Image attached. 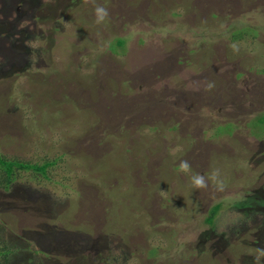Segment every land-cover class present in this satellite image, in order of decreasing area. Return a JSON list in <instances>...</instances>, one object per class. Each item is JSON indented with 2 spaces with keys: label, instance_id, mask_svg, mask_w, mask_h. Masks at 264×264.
<instances>
[{
  "label": "rangeland",
  "instance_id": "1",
  "mask_svg": "<svg viewBox=\"0 0 264 264\" xmlns=\"http://www.w3.org/2000/svg\"><path fill=\"white\" fill-rule=\"evenodd\" d=\"M95 4L0 0V264H257L264 0Z\"/></svg>",
  "mask_w": 264,
  "mask_h": 264
},
{
  "label": "clouds",
  "instance_id": "2",
  "mask_svg": "<svg viewBox=\"0 0 264 264\" xmlns=\"http://www.w3.org/2000/svg\"><path fill=\"white\" fill-rule=\"evenodd\" d=\"M94 6V12L96 17V23L102 24L109 17V11L106 7L95 4V0H89ZM215 85L211 82L207 83L206 91L211 90ZM180 173L185 175L191 174L190 183L192 187L196 189H207L209 187V182L216 188L217 191H223L225 188V182L221 178L219 169L212 170L206 177L200 173H193L192 166L188 160H182L178 165ZM257 253V264L260 257H264V248L255 249Z\"/></svg>",
  "mask_w": 264,
  "mask_h": 264
},
{
  "label": "trees",
  "instance_id": "3",
  "mask_svg": "<svg viewBox=\"0 0 264 264\" xmlns=\"http://www.w3.org/2000/svg\"><path fill=\"white\" fill-rule=\"evenodd\" d=\"M117 47L122 48L124 46V41L122 39H117L115 43ZM215 137H220V134L214 135ZM57 159L49 162L43 163L39 166L38 164L23 163L12 159H5L0 153V189L8 191L10 185L17 179V174L20 172H33L34 174H40L44 178H47L46 173L49 167L56 165ZM241 206H245L241 203ZM220 206H215L211 211V216L206 220L207 223L213 221L214 215L218 212ZM7 254V252L5 253Z\"/></svg>",
  "mask_w": 264,
  "mask_h": 264
}]
</instances>
